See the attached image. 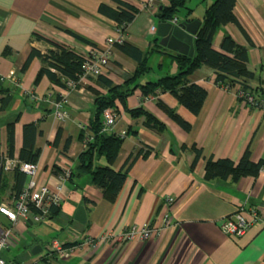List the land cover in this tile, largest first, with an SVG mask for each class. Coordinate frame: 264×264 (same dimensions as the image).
<instances>
[{"label": "crops", "instance_id": "obj_1", "mask_svg": "<svg viewBox=\"0 0 264 264\" xmlns=\"http://www.w3.org/2000/svg\"><path fill=\"white\" fill-rule=\"evenodd\" d=\"M125 1L139 12L122 31L99 12L101 4L116 7L115 0H0V157L21 161L23 129L33 123L40 151L35 179L52 189L59 188L63 197L59 212L47 222L11 226V246L3 252V258L12 264L30 263L46 254V244L54 238L74 242L119 233L133 224L152 222L159 226L170 213L169 226L145 242L121 246L101 241L94 247L85 244L70 258L54 259L52 264H264V171L238 181L205 178L210 158L238 162L247 148L253 161L264 157V111L238 99L234 89L220 86L215 70L209 66L203 65L189 76L191 82L208 92L201 112L195 115L171 92L157 91L144 97L136 88L138 83L178 72L170 52L158 49L152 53L151 70L129 82L139 63L123 52L120 44L111 46L109 64L102 75L116 86L135 89L125 104L118 99L114 107L107 108L118 115L114 133L124 139L112 166L121 170L130 159L125 168L127 179L116 198L108 200L89 175L77 173L79 157L87 149L85 137L88 132L92 135L97 93L109 95V87L91 76L76 89H69L47 74L39 77L44 65L40 58H34L26 69L24 65L33 49L45 53L54 48L52 43L85 56L93 48H109L108 39L118 41L121 35L123 43L150 51L155 40L160 42L156 32L163 20L158 17V9L142 10L138 0ZM215 1L185 0L176 16L179 22L202 23L207 7ZM234 11L243 30L234 23L218 27L214 48L222 51L225 36L246 46L247 66L253 73L249 84L257 97L264 98V0H237ZM63 97L69 117L58 121L54 103ZM161 102L189 122L191 130L174 121ZM141 106L164 127L147 126L144 116L134 117L128 112ZM10 125L14 131L13 157L8 153ZM196 149L201 155L195 162ZM104 164L101 157L97 165ZM18 172L22 173L0 167V206L14 204ZM26 182L25 175L24 186ZM167 197H173L174 204L169 205ZM81 206L86 210V223L75 218ZM241 207L247 219L251 218L250 211H257L260 220L241 237L226 235L220 228L221 221ZM0 223L11 225L1 212ZM37 246L41 251L34 254Z\"/></svg>", "mask_w": 264, "mask_h": 264}, {"label": "trees", "instance_id": "obj_2", "mask_svg": "<svg viewBox=\"0 0 264 264\" xmlns=\"http://www.w3.org/2000/svg\"><path fill=\"white\" fill-rule=\"evenodd\" d=\"M116 7L101 4L99 12L117 23L118 27L124 31L136 17L139 10L131 3L125 0H115ZM185 0H169L167 4L158 7V17L163 20H172L177 17L176 14ZM237 0H216L207 7L202 23L194 41V56L189 57L177 52H171L162 47L155 40V47L150 51L144 52L139 47L130 43H122L120 49L131 57L135 58L138 63V69L129 80L134 82L141 76L151 70L149 65L150 55L158 52L168 51L169 56L177 64L178 72L174 75H166L156 81H147L144 84L138 83L136 88H140L144 97L154 95L157 91L171 92L181 105L186 107L190 112L197 115L201 112L206 101L208 92L202 86L190 81L189 76L203 65L213 68L216 72V82L220 86H227L233 89L240 85L242 89H252L249 84L253 78V73L248 69V49L246 46L238 44L232 37L225 36L221 48L222 51L214 48V36L218 27L230 23L237 24L242 30L238 18L235 14ZM76 39L83 43H88L85 39L77 34L71 33ZM41 39L40 37H37ZM51 43V42H50ZM54 48L43 53L38 49H33L24 65L26 69L34 58H40L44 65L40 71L39 77L47 74L53 82L67 87V80L79 81V75L82 72L84 56L77 53L70 47L54 44ZM160 51V50H159ZM97 79L109 87V95L97 93L95 100V112L90 124L92 140L87 144V149L80 155L76 167L78 174H87L91 178L92 184L98 187L104 198L114 200L124 186L127 179V170L125 169L130 159H128L121 170H115L113 163L118 157L124 139L116 133H104L103 113L107 108L114 107L116 100L125 104L126 98L133 93L134 88L124 89L122 86L114 85L113 81L104 75L97 76ZM256 95L257 91H253ZM60 99V98H59ZM58 99V100H59ZM162 106L169 113L171 118L176 121L184 130H191V124L184 120L174 110ZM128 112L134 117L144 116L147 126L162 128L164 125L144 107L129 109ZM24 142L19 153L21 161L28 163H37L40 151L36 148V137L38 130L36 126L27 124L23 129ZM9 156L13 157L14 131L12 125L8 128ZM196 160L200 157L201 151L196 149ZM103 157L105 165H97V161ZM194 162V164H195ZM264 168V157L258 161H253L251 151L246 149L238 162L230 158L213 160L210 158L206 165L207 180L231 178L238 181L243 177L257 176ZM16 195H18L25 182V174L16 173ZM60 207V206H59ZM59 207L52 209L50 219L59 212ZM70 245V244H68Z\"/></svg>", "mask_w": 264, "mask_h": 264}, {"label": "built area", "instance_id": "obj_3", "mask_svg": "<svg viewBox=\"0 0 264 264\" xmlns=\"http://www.w3.org/2000/svg\"><path fill=\"white\" fill-rule=\"evenodd\" d=\"M169 0H138L139 9L155 10L161 5L167 4ZM172 23L178 24L177 17L171 20ZM115 43L122 44V35L118 41L108 39L110 45L107 49L93 48L92 51L84 56L82 64V72L79 75V81L72 80L67 81V87L69 89H76L78 83L87 80L91 76H99L105 73L109 64L111 46ZM223 88L229 89L227 86ZM238 99L244 101L248 106L259 108L264 111V98H259L251 89H242L240 85H236L234 88ZM230 89V90H233ZM33 99L35 95H30ZM66 99L60 98L54 103V116L58 121H64L69 117L65 108ZM117 117L115 111L106 109L103 113V127L102 132L114 133ZM82 130H86L85 126L81 127ZM125 134V132H123ZM92 140V135L88 132L85 137L84 143L87 145ZM0 167L11 170L18 169L23 172L27 177V182L22 188L21 192L15 196L13 205H1L0 212L6 216L11 223L10 226L5 227L0 223V264H12L3 258V252L11 246V236L13 233V225L23 223H43L50 219L52 209L59 207L63 199L60 189H52L48 185L40 184L35 179L37 172V165L35 163H28L15 159H7L0 157ZM264 171V168L261 170ZM169 205L174 204L175 199L173 197H167ZM245 209L243 207L239 210L224 218L220 223L221 230L226 235L234 237H241L251 228V226L260 220V216L257 211H250V219H247L244 215ZM170 213H167L162 219V223L159 226L154 225L152 222L146 223L143 226L136 224L126 227L119 233L104 234L102 237H86L82 241L65 242L59 238H54L46 244V254L39 260H35L30 263H16V264H51L54 259H68L72 256L74 251L81 248L83 245H89L94 247L101 241H107L112 244L125 245L134 241L145 242L156 236L160 231L169 226ZM70 244V245H68Z\"/></svg>", "mask_w": 264, "mask_h": 264}, {"label": "water", "instance_id": "obj_4", "mask_svg": "<svg viewBox=\"0 0 264 264\" xmlns=\"http://www.w3.org/2000/svg\"><path fill=\"white\" fill-rule=\"evenodd\" d=\"M201 21H180L174 24L171 21H160L157 25V37L160 38L159 44L173 52H177L189 57L194 56V41ZM76 220L86 223V210L81 206L76 214ZM41 251V247L37 246L33 253L37 254Z\"/></svg>", "mask_w": 264, "mask_h": 264}, {"label": "rangeland", "instance_id": "obj_5", "mask_svg": "<svg viewBox=\"0 0 264 264\" xmlns=\"http://www.w3.org/2000/svg\"><path fill=\"white\" fill-rule=\"evenodd\" d=\"M194 4H195V2H193V5H194ZM50 44H51V43H50ZM86 55H87V54H86ZM67 81H68V80H67ZM66 84H67V82H66ZM104 165H105V164H104ZM53 261H54V260H53ZM53 261H51V264H52Z\"/></svg>", "mask_w": 264, "mask_h": 264}]
</instances>
